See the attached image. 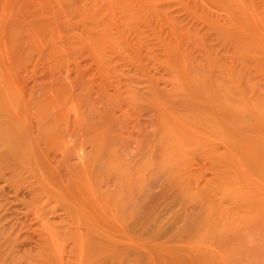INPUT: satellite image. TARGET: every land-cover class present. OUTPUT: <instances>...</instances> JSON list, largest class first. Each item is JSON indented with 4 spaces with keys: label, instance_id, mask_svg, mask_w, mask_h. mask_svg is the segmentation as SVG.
Instances as JSON below:
<instances>
[{
    "label": "rangeland",
    "instance_id": "1",
    "mask_svg": "<svg viewBox=\"0 0 264 264\" xmlns=\"http://www.w3.org/2000/svg\"><path fill=\"white\" fill-rule=\"evenodd\" d=\"M38 1L42 4L40 9L38 8L40 6ZM49 1V7H47L48 4L45 0H0V100L2 99V102L0 101V126L7 125L11 127L10 130H16L15 132L12 131L11 135L6 126L11 137L6 136L7 132L3 134L4 128H2L0 135V146L3 145L0 147V153L3 154H0V157L3 156L0 158V227L7 232L9 237L11 236L10 243L7 241V237L5 240L3 239L4 244H6L5 247L11 244V248H6L13 251L17 250L20 254L17 255L16 251L14 254L19 257V260L20 257H23L22 264H28L30 261V264L36 262L46 264L48 260H57L54 257L55 254L52 255L54 258L51 259V253L49 255L48 252L52 250L59 252L61 247L62 251L57 253L60 255V262L62 261L60 264L63 262V264H77L79 259L80 264H83L81 260L83 257H85L83 259L84 264H264V144L258 143V140L259 142L261 140L260 137L264 136V132H201L202 134L192 132V135L186 136L190 142H188L189 145L183 139L180 141L185 144L180 143L181 147H169L167 143L165 146L162 145L159 104L156 102L155 94L163 96L162 98L170 104L180 108L191 106L208 109V102L200 97L192 99V103L188 99L185 102V98L180 100L179 96L173 97L172 93L176 90L167 81L166 70L161 64L150 65L147 70L140 71V77L143 79H140V88L138 87L136 90V99L132 100L131 91L126 86L125 78L121 76L124 78L121 80L120 76L110 77L112 79L110 82L108 76L101 75V72H98L99 75L97 73L99 71L98 66L94 67L97 62H94L95 59L92 61L93 57L86 51V48L83 51L79 49L76 52L74 50L70 52L69 56L72 57L69 58L71 63L68 65H66L68 63L66 59L61 57L62 54L57 53L61 55L59 56L61 60L64 59L62 60L63 64L56 61L58 58L55 57L52 48L57 46V43L60 44V40L57 42V38L61 36V40H63L65 34L66 38L64 37L63 41L66 42L74 30L80 32L89 21L85 18H78V14L75 16L71 13V15L68 12V6L66 7L67 4L70 5L71 3L66 1L67 4H64L63 1L62 5L60 4L61 9L64 5L63 9L67 8L70 18L62 13L63 9L60 10V13L65 16L64 19L70 20V23L67 21L70 26L64 25L67 23L61 19L64 27L69 29H65L62 27V23L58 22L55 23V26L58 27L57 24H59L58 29L64 28L65 31L63 33V30L57 32L56 27L52 26L50 21L59 16L60 7L57 6V2L54 3L56 6L54 13L57 12L55 18V15L52 14L54 5L50 6L53 2ZM70 1L72 2V0ZM165 1L174 16L176 15L190 26L206 31L207 26L204 21L195 17L190 11V9H196L193 0H184L185 5L173 0ZM84 2L87 1L84 0ZM74 5L73 7H78L76 1ZM198 11H204V8L200 7ZM210 13L223 21V17L216 7L210 10ZM42 14L47 20L44 19V16L42 17ZM61 14L58 19L61 18ZM148 18L150 19V17ZM20 20L25 21L22 24L23 29L20 26L22 23ZM151 22H143L142 43L144 48L142 53L145 59L143 63H146L149 53L156 56H162L165 53L158 44L154 21L152 24ZM3 23H6V26ZM3 28L7 29V32H4L9 36L6 34L3 36L5 40L7 39L5 43L8 45H6L8 51L3 49V44H5L1 36L4 34ZM11 30L18 31L19 35L22 33L21 38L15 36L19 40H15L16 43L13 34L10 35L13 33ZM37 31L41 33L40 36ZM57 33L63 35L60 34L57 37ZM34 35H36V39L42 38L35 39V43L32 39L35 37ZM11 37L13 38L11 39ZM127 37L130 43L138 39L135 37V33L133 35L127 34ZM213 37L212 40H216L213 35L208 38ZM210 39H208L209 42H211ZM76 41L79 40L70 36V43L73 42L74 46L81 45L80 42L79 44ZM17 42L20 43L17 44ZM52 44L53 47H51ZM10 45L12 46L9 48ZM14 46L16 50L19 47V52H17L18 50L15 51ZM194 52L198 54L199 50L195 48ZM57 54L56 56H58ZM74 55L76 56L75 60H73ZM80 59L81 65L77 62ZM77 65L81 67L78 66L80 67L78 68ZM124 65L126 72H135L134 60H128ZM57 68L59 70L62 68V71H59L62 72L61 75L56 71ZM6 80L9 83L13 80V84L7 83ZM14 83H17V88ZM84 83L89 84V90ZM62 85L65 89L72 90L74 94H69L70 91L66 89L69 91L68 93L65 91L67 95L69 94V97H66L67 95H64L65 93L63 94V90H61ZM173 94L175 95V93ZM48 96L51 102H47L50 101ZM45 97L47 100L44 99ZM68 98H71L72 102H69ZM69 103L70 107L78 103L75 106L77 113L74 114L73 112L74 106L71 108L70 114L73 116L68 114L71 117L66 114ZM67 104L68 106H66ZM77 114H81L83 118L86 117L89 121L91 120L94 126L103 123L108 125L109 132H102L104 138L107 137L109 141L111 140V144L114 142L112 146L116 144L119 150L118 153L116 149L117 153L128 161L131 170L133 169L132 172L135 173L137 167L144 165V168L141 167L144 170V176L141 177L142 179L140 178V181H136L138 180L136 178L132 179V182L123 181L120 178L119 181L116 177L118 174L115 172L109 175L107 173L109 177L106 175L102 177V171L105 172V169L101 171L104 163L97 154L94 155L97 151V143H95L97 140L93 143L89 142L93 140L96 132H76ZM52 120L54 123L51 122ZM51 123L54 124L53 127L55 126L56 130ZM48 127L53 129V132ZM200 135L203 138L198 137ZM183 137L185 138L184 135ZM91 138L92 140H88ZM107 141L105 140V144ZM195 141L197 145L194 147ZM191 142H193L192 148ZM82 143L89 153H94L89 155L85 150L82 152ZM242 143L241 147L240 144ZM109 144L107 146L110 147L107 149L112 147ZM16 145L20 150L16 149ZM247 146L253 148L248 149ZM196 147L203 149L196 150ZM75 148H79L83 153L85 163H87L85 164L86 168L80 163L83 159L73 153L77 151ZM96 161L97 163L100 161L99 164L103 165H95ZM236 161L238 164L240 162V167L236 165L237 163L234 165ZM90 164L92 165L90 166ZM79 166L85 170L79 171L81 169ZM238 167L240 170L236 169ZM244 167H246V171ZM98 168L99 170H97ZM88 170L89 172H86ZM241 172L245 177L241 175ZM245 178L248 179L247 182L250 179L251 181L247 183ZM224 180L226 182H223ZM230 190L236 191L233 192L234 197L232 192L229 193ZM52 222L61 223V226L56 228L57 224L54 226ZM62 223L67 225V235H69L68 225L73 229L69 237H66L69 239L64 238V241L60 240L65 232V226ZM62 226L64 232L61 231V233L59 229ZM102 226L103 229H109L107 232L112 238L107 235L105 229V233L101 232ZM55 229L56 234H53ZM69 230L71 231V229ZM110 230L117 231V233H111ZM47 231H50L52 236L50 239L54 242V249L51 248V250L49 249L52 246L51 240L44 235ZM97 232L100 233L98 237L95 236ZM89 234L94 238L90 239L87 236ZM56 235L59 238L56 239L58 242H55L53 238H56ZM75 235L78 240L74 237ZM100 235L105 237L100 239ZM46 237L48 238L46 239ZM87 237L89 238L87 241L93 240L91 243H95V240L105 243V245L102 243L101 245L96 242L97 245L93 243L89 248L86 241L88 254L90 250H93L91 252L93 256L90 257L84 254L86 253L84 248L86 242L83 239L86 240ZM103 238L106 240L108 238V241ZM110 239H112L113 244L109 243ZM60 241L65 242L64 247H59L62 245ZM46 242L49 244L46 245ZM80 242L81 247H79ZM106 243L108 244L106 245ZM109 244L110 246H108ZM56 248L57 250H55ZM115 248L118 250L116 254H114ZM111 251L113 254L110 253L109 255L108 253ZM93 252L98 255L97 258L92 254ZM42 254L43 256L46 254L47 261H45L46 256L43 260ZM28 258L31 259L29 262L26 260ZM19 262L21 261L17 263ZM50 262L57 264L54 260Z\"/></svg>",
    "mask_w": 264,
    "mask_h": 264
},
{
    "label": "bare ground",
    "instance_id": "2",
    "mask_svg": "<svg viewBox=\"0 0 264 264\" xmlns=\"http://www.w3.org/2000/svg\"><path fill=\"white\" fill-rule=\"evenodd\" d=\"M45 1L47 2L46 4H48V0H45ZM50 1H51V3L53 2L50 6L54 5L53 6L54 10L52 8V12H53L52 14L55 15V18H56L57 12L54 13L55 7H56L54 3L57 2L56 3V4H58L57 6L60 7L59 12H58L59 16H57V18L54 20H51V19H50L51 21L49 20L50 22L53 23V24L51 23L52 26H55V23H58L61 21H63L64 23H67V21H68L67 19L70 18L68 16L71 13L74 15L78 14L79 15L78 18L79 17H80V19L85 18L89 21V23L86 26H84L83 29L81 28L82 30L80 32H79V30H74L70 34V36H72L73 38H77L79 40L76 42L81 43V45L77 44L75 46L72 44L73 42L72 43L69 42L70 36H69V40H67L66 42L63 41L64 37L66 38L65 34H64L63 40H61V36H60V38L58 37L60 34H62L65 31V30H63L65 28L64 25L70 26L69 25L70 20L68 21L69 23H67V24H64L63 22H61L62 25L64 24L62 26L64 28L61 29L63 31L60 34L57 33L58 38L55 37L58 39L57 42H59V40H60V42H59L60 44H58L56 42V40H54L57 43V46L53 47L54 41H52L53 44L51 46V47H53L52 50L54 49L53 52H55L54 53L55 57L59 59V60L57 59L56 61H60V63L62 62V64H63L62 60L66 59V61L68 63L66 61H65V63H67L66 65H68L69 63H71V61L69 62V60H70L69 58L72 57V56L71 57L69 56L70 52H72L73 50L76 52L79 49H82V51H83V49L86 48V51H88V53H90L93 57V60L92 59L91 60L94 61V59H95L94 62H97L94 65V67L96 65L98 66L99 71H97V73L101 72L100 73L101 75L103 74L104 76H108V78L110 79V82H112L111 81L112 79L110 77H119L120 76L119 78H121V80H124V78H125L126 86L129 89V91H131L130 97L132 100L136 99V97H137L136 90L139 87L140 79H143L142 77H140V71L147 70L150 65L157 66V65L161 64L164 66V68L166 70L167 81H169V83L171 85H173V87L176 90V92L173 91V93H175V95L172 93L173 97L179 96L178 98H180V100H183L181 98H185V102L188 99L190 101V103H192L191 102L192 99H196V98L200 97L202 99H205L208 102V104H209L208 109L199 108V107H191V106L190 107L189 106L188 107L187 106H184V107L181 106L182 108H180L177 105L170 104V102H168L167 100L162 98L163 96H161L159 94H155V97L157 98L156 102L159 104V109H158L159 111L158 112H159L161 132H162V133L160 132L161 133L160 136L162 137L161 138L162 145L165 146L167 143L169 145V147L170 146L171 147H173V146L174 147L175 146L181 147L180 143H182L183 141H186V143L189 142L186 139V136L192 135V132L193 133L194 132H200V133L201 132H264V0H193L195 2L196 9H190V11L195 17H197L199 19L201 18V20L204 21V23L207 26L206 31H201V30L197 29L196 27L190 26V25L184 23L182 21V19H180L176 15L174 16L173 12L170 11V7L166 4L165 0H85L87 2H84V0H82V2H84V3H82L81 0H75L76 5H78L80 3L78 5V7L77 6L73 7V6H75L74 5L75 1H73V0H72V2L70 0H50ZM63 1H64V4H67V3H65L66 1L70 2L71 4L73 3L72 5L71 4L66 5V7L68 6V12L70 13L69 15H68L67 10H66L67 8L65 7L66 9L65 10L63 9L64 5L62 7L63 10L61 9V5H62ZM173 1L176 3H181L182 5H185L184 0H173ZM89 2H90V4H89ZM39 4H40V2H39ZM41 6H42V4H40V6L38 8L40 9ZM46 6L49 7V4ZM200 7L201 8L203 7L204 11L199 12L198 10ZM215 7L219 11V13L222 15L223 21L221 19H219L218 17L213 16L210 13V10H213ZM26 9H28V8H26ZM24 10L25 9H23V11ZM60 10H62V13L67 15L66 17H68V18L64 19L65 16H63V14L60 13ZM31 11H32V9H31ZM35 11H36V9H35ZM65 11L67 14L65 13ZM28 14H30V13H28ZM60 14H61V18L58 19V17H60ZM43 16H44V14H42V17ZM48 16H49V14H48ZM148 17H150V19ZM21 18H22V16H21ZM23 19H24V16H23ZM44 19H46L45 16H44ZM61 19H63V20H61ZM148 20H151L152 22L154 21L153 25L156 26L158 44L162 47V49L164 50L165 53L162 56H156V55H152L149 53L147 58H146V63H143V61L145 59H144V54L142 53V50L144 48L143 43H142L143 42V40H142L143 36L142 35L144 33V30L142 28L144 27L143 26L144 21L149 22V23L151 22ZM54 21H56V22H54ZM24 22L21 23V25H20L21 28H22V26H23L22 24ZM152 22H151V24H152ZM6 23H7V20H6ZM6 23H3V25L5 24V26H6ZM32 23H34V22H32ZM24 26H26V25H24ZM57 26L59 27V24H57ZM55 27H53V28L55 29ZM58 27H56L57 32H59V31L61 32V30H59L60 28L58 29ZM29 28H31V27H29ZM41 28L43 29V27H41ZM53 28H52V30H53ZM66 28H68V27H66ZM77 28H78V24H77ZM5 29L3 28L2 32H4V31L7 32V29L6 30ZM50 29H51V27H50ZM38 30H39V28H38ZM11 31H13V30H11ZM6 32H4V34L1 36L3 37V36H5V34H6V36H8ZM15 32H16V30L13 31V33H11L10 35L13 34L12 36H14V37L16 36V37L21 38L22 33L19 35L18 34L19 32L17 31L18 33L16 32V34H18V35H16ZM37 32H35V33H37ZM66 33H67V31H66ZM134 33H135V37H137L138 39L135 40L133 43L128 42L127 34L133 35ZM40 34L41 33H39V36H40ZM36 35H34L35 37L32 38V39H34L33 41L35 43H36V41H35ZM210 35L215 36V39L217 41L212 40V39H214V37L211 39L208 38ZM55 36H56V34H55ZM16 37L14 38L15 43H16L15 40H17ZM12 38L13 37H11V39ZM37 38H38V36H37ZM39 38L36 40H39ZM50 38L52 39V37H50ZM53 38H54V34H53ZM2 39L4 41L3 40H1V41H3L4 43L7 41V39L5 40V37H3ZM46 39H47V37H46ZM208 39H210V41L212 43L209 42ZM17 41H19V40H17ZM25 41H26V38H25ZM33 41H32V43H33ZM48 41H49V39H48ZM213 41H216V42L214 43ZM18 43H20V42H17V44ZM10 44H13V43H10ZM6 45H7V43L3 44V49H7L8 45L7 46ZM11 46L12 45H10L9 48ZM19 46H21V45H19ZM22 46H24V45L22 44ZM31 47L33 48L32 45H31ZM40 47H42V46H40ZM13 48L15 49V46ZM195 48H196V50H199L200 55H198L199 52H198V54L196 52H194ZM1 49H2V46H1ZM21 49H22V47H21ZM17 50L15 49V51L19 52V47ZM7 51H8V49H7ZM36 51H38V50H36ZM50 53H49V55H50ZM57 53L62 54V56L58 55ZM23 54H25V53H23ZM56 54L58 56H56ZM66 54H68V55H66ZM78 54H79V52H78ZM82 54H80V55H82ZM2 55H4V54L2 53ZM19 55H21V54H19ZM41 56L43 57V54ZM59 56L63 57L64 59L61 60V58H59ZM3 57L5 58V55ZM75 57L76 56L74 55L73 60H75ZM87 57H90V56H87ZM77 59H79V58H77ZM128 60H134V62H135L136 70L134 73L126 72L125 71L126 68L124 70V66H125L124 64L127 63ZM6 61L8 63V60H6ZM79 61H77V62L80 63V65H81V59ZM55 64H57V63L55 62ZM50 65H51V63H50ZM71 65H73V64H71ZM80 65H77V67ZM80 67H78V68H80ZM69 69H71L70 66H69ZM69 69H68V73H69ZM49 70H50V68H49ZM54 70H55V66H54ZM60 70L58 69L56 71L59 72ZM56 71H54V73ZM50 72H51V70H50ZM61 73H60V75H61ZM52 75H54V74L52 73ZM67 76H64V77L66 78ZM104 76H103V78H104ZM121 76H123L124 78H122ZM108 78L106 77V79H108ZM9 80H10V78H9ZM67 80H68V78H67ZM4 81H5V79H4ZM7 81L8 80H6V82ZM11 81L12 82L9 83V81H8L7 83L13 84V80H11ZM100 81H102V79ZM81 83H82V81H81ZM14 84H16V86L15 85L14 86L17 88V83H14ZM87 84L88 83L85 84L86 85L85 87H87V90H89V84H88V86H87ZM102 84H103V81H102ZM147 84H150V83H147ZM18 85H20V83H18ZM63 86L64 85H62L61 87H63ZM101 86H103V85H101ZM65 87H66V85H65ZM63 88L61 89V90H63V94L65 93L64 95H67L65 91H67L66 89H68L70 91V89L64 88L65 89L64 90ZM58 89H56V90H58ZM69 91H67V93ZM71 93H73L72 90L70 91L69 94H71ZM49 94H46V95H49ZM69 94L66 97H69ZM53 95H55V94H53ZM57 95L58 94L56 93V96ZM47 98H49V96ZM44 99L47 100L46 97ZM68 99L70 100L69 102H72L71 98H68ZM76 99H77V97H76ZM78 100H79V98H78ZM47 102H51V99H50V101H47ZM195 102H196V100H195ZM71 105H72V103H71ZM66 106H68V104ZM73 106L70 107V103H69V106H68L69 111L66 108V110H67L66 114L69 117L73 116L70 114L72 109L74 110L73 111L74 114L77 113L76 107L74 106L76 109L75 110ZM53 112H55V110H53ZM78 113H80V112H78ZM68 114H70L71 116ZM54 116H56V115H54ZM80 116H81V114H79L77 116L78 122L77 121L76 122L78 124H76L77 126H75V128L77 127L76 132H96V133L98 132L97 134L94 133L95 137L93 138V140H92V138L88 139V140H92V141H89L92 143H93V141L95 142L97 140V142H95V143H97L96 144L97 145V148H96L97 151L95 152L94 155L97 154L101 158L104 165L103 164L100 165L99 164L100 161L98 163L96 161L94 164L95 165L97 164L100 166L103 165L102 169L98 166L101 169V171L103 169H105V172L102 171V173H103V175L101 174L102 177L105 175L108 176L110 173L115 172L118 174L116 176L118 178V180L120 178V179H123V181L128 180V181L132 182V179L134 180V178H136V179H138L136 181H140L144 176V173H143L144 170L141 168V167L144 168V165L143 166L141 165V167H137L138 169L136 170L135 173L132 172L133 169L131 170L130 165L127 163L128 161H126L122 157V155L118 154L119 150H118V147L116 146V144H114L112 146V144L114 142L111 144V142H110L111 140L109 141L107 139V137L104 138L103 133L109 132V129H110L108 127V125H105V123H103L101 125L95 124L96 126H94V124L92 125L91 120L89 121V119H87L86 117L83 118V116H81V117ZM76 118H75V120H76ZM50 119H53V118H50ZM55 119H53V120H55ZM53 120L51 121L52 123H54ZM73 122H75V121H73ZM52 123H51V125L53 127L54 124H52ZM1 126H3V127H1ZM1 126H0V135L2 134L3 131H5V132H3V134H5L8 131V129L11 128L7 125L6 126L8 129L6 128L5 125H1ZM2 128H4V129L2 130ZM51 128H49V130ZM1 130H2V132H1ZM49 130H48V132H50ZM51 130L53 132V129H51ZM54 130H56V128H54ZM12 131L15 132L16 130L14 131L13 129H11V130L9 129V132H11V135L13 133ZM9 132L6 133V136L11 137ZM57 132H58V130H57ZM197 134H199V133H197ZM104 135H106V134H104ZM183 135L185 136V138L184 137L182 138ZM198 137L203 138L202 135H200ZM206 137H208V136H206ZM263 137H260L262 141L260 140V142H259V140H258V143L264 144V139H262ZM85 139H83V140H85ZM182 139H183V141L181 142L180 140H182ZM105 140L106 141L108 140L107 141L108 144L110 142V144L112 146L111 148L107 149V147H110V146H107L108 145L107 142L105 144ZM1 141H3V140H1ZM163 141H164V144H163ZM168 141H170V143H168ZM207 141H209V140H207ZM195 142H194V144H193V142H191V144H190L191 148H192V144L194 147H195V145H197V142L196 143ZM189 143H188V145H189ZM83 144L84 143H82V146H81L83 149L82 152L84 150L87 151L86 148H84L86 146H84ZM184 144L185 143H182V145H184ZM199 144H201V143H199ZM199 144H198V147H200ZM245 144H244V147H245ZM64 145H66V144L64 143ZM208 145H206V146H208ZM240 145L242 147L243 143ZM1 146H3V145L1 144ZM14 146H15V144H14ZM263 146H261V147H263ZM81 147H80V149H81ZM194 147H193V149H194ZM250 148H253V147H250ZM250 148L248 147V149H250ZM16 149H19L18 146L16 147ZM73 149H74V147H73ZM80 149L79 148L76 149L77 151L79 150L78 153L80 152L79 153L80 155L77 153V151L73 152V153L77 157L79 156V158L83 159L84 162L81 160H80L81 162L80 161L79 162L81 164H83L82 165L83 167L86 168L85 164H87V163H85L83 153H81ZM116 149L118 150V153H117ZM195 149L197 150L198 148L196 147ZM199 149H203V148H199ZM68 151H69V149H68ZM251 152H252V150H251ZM19 153H20V151H19ZM87 153L89 155H91L94 152L89 153L87 151ZM0 154H2V153H0ZM69 154L71 155V153H69ZM81 155L83 157H80ZM98 156H96V157H98ZM2 157H0V158H2ZM19 157H21V156H19ZM74 158H72V159H74ZM238 161H236L234 163V165ZM257 161H258V159H257ZM232 162H234V161H232ZM241 163H243V162H241ZM76 164L79 165L77 162H76ZM239 164H240V162H239ZM239 164L237 163L236 165L238 166ZM91 165L92 164H90V166ZM95 165H94V167H95ZM241 165H243V164H241ZM82 166L81 167L79 166L81 168L79 171H81L82 169L85 170V168H83ZM239 167H240V165H239ZM239 167L236 169L240 170ZM99 168L97 170H99ZM244 168L246 171V167H244ZM86 172H89V170ZM99 173H101V172L99 171ZM107 173H108V175H107ZM238 173H240V172H238ZM87 174L90 175L89 173H87ZM96 174H98V173H96ZM241 175H243V173ZM250 175H251V173H250ZM98 176H100V175H98ZM146 176H147V174H146ZM243 177H245V176L243 175ZM246 180H248V179L245 178V181ZM263 180H264V178H263ZM250 181H251V179H250ZM223 182H226V181L224 180ZM249 182H247V183H249ZM253 182H254V180H253ZM243 183H241V184H243ZM252 185H253V183H252ZM228 187H230V186H228ZM260 188H262V187H260ZM231 192H232V196H233V192H236V191L230 190L229 193H231ZM257 193H259V192H257ZM64 223H62V225H64ZM52 224L55 226V224H57V223L52 222ZM57 225H56V228L57 227L59 228L61 226V223H58ZM64 226H65V228L62 226V228L59 229L60 232L65 229V232L63 231L64 236L62 235V237H60V240H62V241L65 240L64 238L69 237L70 232L71 233L73 232L72 231L73 229L71 227H69V225H68L69 235H67L66 234V233H68L66 230L67 225H64ZM69 229H71V231ZM101 229L103 230V231L101 230V232H104L105 228L103 229V226L101 227ZM107 230H109V229L107 228ZM107 230L105 229V232H107ZM111 231L112 230H110V232ZM47 232H45L44 235L48 236L49 239L52 238L50 231H47ZM55 232H56V229L53 230L52 233L54 234ZM6 233L7 232H5L0 227V264H15L18 261H21V262H19L17 264H22L23 263L22 260H24L23 257H20V260H19V257H17V255H19L20 253L17 250H15L18 253L17 255H15L16 254L15 251H13L11 249L8 250L6 248V247L11 248V246H10L11 244H9V246L5 247V245H6V244H4L5 238L7 237V241L9 242L10 237H11V236L9 237ZM104 233H102V234H104ZM111 233H117V231L116 232L112 231ZM98 234H100V233L97 232V234L95 236L98 237ZM89 235H87V236L90 237V239L94 238L92 235H90V236ZM107 235L111 236L110 233L108 234V232H107ZM113 236H114V234H113ZM8 237H9V239H8ZM48 237H46V239ZM74 237H76V235ZM88 237L86 240L85 239H83V240L86 242L89 239ZM102 237H105V236L100 235L99 238L101 239ZM53 238H54L55 242H58L56 240L58 238L57 235H56V238L55 237H53ZM110 238H112V236ZM118 238H116V239H118ZM66 239H69V238H66ZM79 239H80V237H79ZM103 239H105V238H103ZM77 240H78V238H77ZM110 240L112 241V239H110ZM45 241H47V240H45ZM51 241H50V243L52 244V246L49 248L50 250H51V248H53V243H54L53 241L52 242ZM62 241H60V244H62V245H60V246L58 245L59 247L64 245L65 242L63 243ZM90 241L92 242L93 240H90ZM106 241H108V238ZM111 241L109 243L113 244V241L112 242ZM87 242H88L89 248H90L91 244L94 243V242L91 243L89 241H87ZM87 242L85 243V247L83 245V247L85 248V251L87 250L86 249ZM96 242L97 241L95 240L94 244H96ZM119 242H120V240H119ZM11 243H14V242H11ZM97 243L103 244L102 241H99ZM48 244H49V242H46V245H48ZM107 244L108 243H106V245ZM110 244L108 246H110ZM114 244H117V243H114ZM81 245L82 244L80 242V246H79V244H78V246L81 247ZM103 245H105V243ZM43 246L45 248V245H43ZM94 247H96V246H94ZM94 247H92V249H95ZM61 248H60L59 252L62 251ZM98 248H100L99 245H98ZM117 248H115L116 252L114 251V254L117 253V251H118ZM55 250H57V248ZM63 250H64V248H63ZM110 250H112V249H110ZM85 251L83 250V252H85ZM92 251L93 250H90L89 254H88V251H86V253H84V254H87L88 257L93 256V255H91ZM102 251H103V248H102ZM106 251H107V249H106ZM14 252H15V254H14ZM45 252L47 254V251H45ZM59 252L54 251V250H52L51 252L50 251L48 252L49 255L51 253L50 257H52V255L55 254L54 257L57 258V260L59 259L57 262V260L53 259L54 257L51 258L55 262H57V264H60L62 262V261L60 262V259H61L60 255L57 254ZM79 252H80V250H79ZM99 253H100V251H99ZM110 253L113 254L112 251L109 252L108 254L110 255ZM46 254H45V256H46ZM82 254H81V256H82ZM92 254H94V252ZM56 255L59 257H57ZM94 255H95V258H97L98 255H96V254H94ZM42 256H43V254H42ZM45 256H43V260L46 259L45 261H47L48 257L46 256L47 258H45ZM113 257H114V255H113ZM101 258H103V257H101ZM29 259L30 258H28L26 260H28V262H29L31 260V259L30 260ZM36 259L39 262V259L37 257H36ZM83 259H85V257H83ZM83 259H81V260L84 264ZM37 260H35V261H37ZM53 260H50V261H53ZM50 261L48 260L49 264L50 263L52 264V262H50ZM78 261H79V263H77V264H80V259L77 260V262ZM48 262H46V264H48ZM25 263H27V262H25ZM30 263H31V261H30ZM30 263H28V264H30ZM35 264H39V263L36 262Z\"/></svg>",
    "mask_w": 264,
    "mask_h": 264
}]
</instances>
